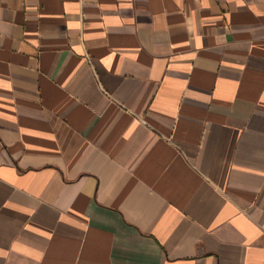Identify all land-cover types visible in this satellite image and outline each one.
I'll return each instance as SVG.
<instances>
[{
	"label": "crops",
	"instance_id": "1",
	"mask_svg": "<svg viewBox=\"0 0 264 264\" xmlns=\"http://www.w3.org/2000/svg\"><path fill=\"white\" fill-rule=\"evenodd\" d=\"M0 264H264V0H0Z\"/></svg>",
	"mask_w": 264,
	"mask_h": 264
}]
</instances>
